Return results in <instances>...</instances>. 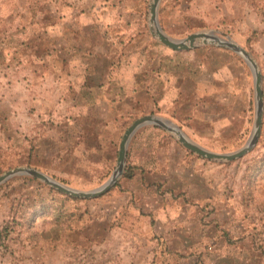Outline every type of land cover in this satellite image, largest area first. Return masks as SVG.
<instances>
[{
  "label": "rangeland",
  "instance_id": "374dc122",
  "mask_svg": "<svg viewBox=\"0 0 264 264\" xmlns=\"http://www.w3.org/2000/svg\"><path fill=\"white\" fill-rule=\"evenodd\" d=\"M152 1L0 0V175L28 166L99 187L125 130L148 114L216 152L247 143L256 92L244 57L217 43L168 47L152 34ZM158 20L177 39L228 35L256 61L264 90V0H161ZM260 132L250 152L227 161L145 125L123 175L96 198L10 177L0 184V264H264V114ZM190 159L195 168L182 164ZM147 182L162 184L155 200ZM185 194L200 222L178 220ZM158 195L176 200L173 221L143 213Z\"/></svg>",
  "mask_w": 264,
  "mask_h": 264
},
{
  "label": "water",
  "instance_id": "95a60500",
  "mask_svg": "<svg viewBox=\"0 0 264 264\" xmlns=\"http://www.w3.org/2000/svg\"><path fill=\"white\" fill-rule=\"evenodd\" d=\"M161 0H153L150 4V21L152 23L151 30L152 34L157 37L160 42H163L168 47L177 50H190L194 48L197 43H217L219 45H224L229 47L233 51L239 53L244 57L248 65L250 66L253 75H254V84H255V92H256V118H255V127L252 131L250 138L248 139L247 143L242 146L241 148L232 151V152H216L210 150L203 145L197 143L196 141L190 139L182 130V128L169 119L157 116L155 114H148L142 117H139L133 121V123L125 130L124 135L122 136L120 147H119V154H118V161L117 167L114 170L112 176L107 179V181L99 187L90 189V190H82L78 188H74L69 186L61 181H58L54 177L50 176L49 174L28 166H21L16 167L14 169H10L4 174L0 175V184L5 182L12 176L15 175H31L41 179L45 183L51 185L52 187L58 189L59 191L71 195L77 198H96L104 193L108 192L118 181L125 169L126 161H127V154H128V147L134 133L144 125L153 124L159 125L168 131L174 132L177 134L179 141L189 150L197 153L198 155L207 158V159H217V160H227V161H234L246 155L250 152L254 146L257 144L263 124V114H264V90L262 85L263 76L261 71L259 70L256 61L251 56V54L241 45L232 41V39L226 35H219L215 32H195L190 34L186 38L177 39L173 38L167 33H165L159 23L158 20V9Z\"/></svg>",
  "mask_w": 264,
  "mask_h": 264
},
{
  "label": "crops",
  "instance_id": "0c3cea01",
  "mask_svg": "<svg viewBox=\"0 0 264 264\" xmlns=\"http://www.w3.org/2000/svg\"><path fill=\"white\" fill-rule=\"evenodd\" d=\"M147 125H153V124H147ZM157 126H159V125H157ZM191 152H193V151H191ZM188 162H190V163H188ZM184 163H186V167H188L189 169H191V167L192 168H195L194 167L195 166V159H192V160L190 159V161H186L185 160L182 164H184ZM137 166H138V169L141 170V171H143L145 169L144 175H146L147 173H149V168L150 167L148 166V163H146V165H145V161L142 162L140 165H137ZM163 168L164 167H162L161 170H160V172H158L159 175H161L162 173H164V169ZM141 171H139V172H141ZM144 180H146V178H144ZM185 180L187 182H191L189 179H185ZM139 183H140V186L143 188L142 182L140 181ZM147 184H150V182H147ZM160 185H162V184H160L158 182H155V184L152 182L149 185V190L151 191L150 192L151 195H149V196L152 197L153 200H155V198H156V197H154V195L155 194H158V191L160 190V188H159ZM141 187H139V189H141ZM163 188H164V186L162 187V189ZM185 197H186V199H182V202H180L181 204H183L182 214H181L182 218L181 219H178V220L179 221H185V222H189V221H199L200 222L201 221V218H200V216H198V211L195 210L197 207L195 208V207L192 206L191 200L188 199V195L187 194H185ZM191 197H193V196H190V198ZM157 198H158V201H157L158 202L157 203L158 205H155V204H151V205L145 204V207H144L145 211H143V213L145 214L146 211H147V209H148V213L146 214L147 215L146 216L147 218L150 217L149 216L150 213H155V214H158L157 216L160 217V219L162 221H169V222L170 221H173V220H171L172 217H170V215H169V206L172 205V204H176L177 203L176 200L169 201V199L172 198V197L168 198L167 196H163V195H158ZM144 219H146V218H144Z\"/></svg>",
  "mask_w": 264,
  "mask_h": 264
}]
</instances>
